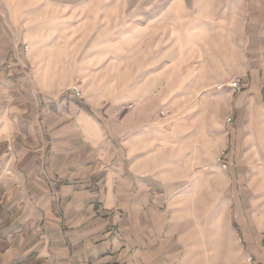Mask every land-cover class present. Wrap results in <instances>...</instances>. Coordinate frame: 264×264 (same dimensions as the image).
<instances>
[{
    "label": "crops",
    "instance_id": "0c3cea01",
    "mask_svg": "<svg viewBox=\"0 0 264 264\" xmlns=\"http://www.w3.org/2000/svg\"><path fill=\"white\" fill-rule=\"evenodd\" d=\"M230 1L235 5L219 13L213 7L206 15L196 6L184 14L177 56L169 59L173 71L160 70L154 80L179 84L177 91L189 101L200 95L199 113L234 115L237 125L244 111L264 108V0ZM44 4L0 0V264L202 259L205 235L191 215L201 184L188 180L205 154V143L194 139L205 124L186 122L195 107L186 101L180 123L172 122L176 113L144 133L134 129L121 137L132 117L140 121L144 107L115 123L120 102L101 105L83 90L63 92L71 77L44 70L63 50L53 38L62 29L47 25L52 17ZM236 76L243 77L242 92L214 90V81ZM43 92L58 97L38 103ZM167 105L175 108L172 100ZM224 210L213 226L214 239L230 234L237 246L232 232L242 234L256 251L254 230L243 233L233 214L227 217L225 202ZM207 261L214 264L211 257Z\"/></svg>",
    "mask_w": 264,
    "mask_h": 264
},
{
    "label": "rangeland",
    "instance_id": "374dc122",
    "mask_svg": "<svg viewBox=\"0 0 264 264\" xmlns=\"http://www.w3.org/2000/svg\"><path fill=\"white\" fill-rule=\"evenodd\" d=\"M234 5L230 0H45L44 4L45 15L52 17L47 25L54 23L62 29L60 36H53L54 43L63 44L59 60L53 67L46 64L44 70L71 77L63 92L77 85L98 104L113 106L120 102L122 106L113 113L115 123L142 107L149 114L146 116L142 109L140 121L132 117L131 128L121 137L134 129L144 133L148 125L176 113L172 122H182L186 101L196 111L186 122L190 120L191 127L205 124L194 138L205 143V154L190 169L188 180L201 184L192 198L191 215L198 217V226L202 225L206 248L205 257L193 259L191 264H209L210 257L214 264H249V260L251 264H264V108L244 111L236 125L234 115L221 119L213 111L199 113L196 103L200 95L189 101L177 91L179 84L155 81L158 71H168L169 67L173 71L169 59L177 56L175 45L180 44L184 14L201 6L206 15H211L213 7H218L219 13ZM21 46L27 51L25 44ZM174 71L180 72V67H174ZM221 83L214 81V90ZM43 93L58 97L57 93ZM163 96L169 100L162 101ZM171 100L174 109L167 105ZM229 117L231 123L227 122ZM227 142L229 147L225 146ZM215 179L221 184L215 186ZM224 202L227 217L232 213L243 233L246 227L256 233L252 235L257 240L256 251L250 250L242 234L237 236L232 231L237 246L230 234L220 241L214 239L213 226L218 216L224 218ZM209 243L213 244L207 247Z\"/></svg>",
    "mask_w": 264,
    "mask_h": 264
},
{
    "label": "built area",
    "instance_id": "2783aa9c",
    "mask_svg": "<svg viewBox=\"0 0 264 264\" xmlns=\"http://www.w3.org/2000/svg\"><path fill=\"white\" fill-rule=\"evenodd\" d=\"M24 48H25V50H28L29 47H28V45H25ZM226 86L232 88L234 92L239 93V92H242L244 90V80L242 77H236L233 80H231L230 82H228L227 84L221 83V84L217 85L216 89L222 90ZM71 90L76 91V92L80 91L77 85H73ZM49 100H50V98H48L47 95L42 94V95L37 96L38 103H45V102H48ZM231 121H232V117H229L227 119V122L231 123ZM251 263H252V261L249 260V264H251Z\"/></svg>",
    "mask_w": 264,
    "mask_h": 264
}]
</instances>
